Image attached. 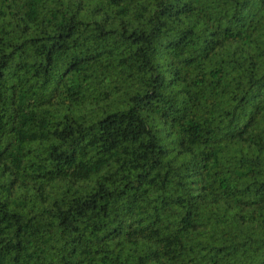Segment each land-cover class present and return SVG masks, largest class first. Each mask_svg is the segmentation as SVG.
<instances>
[{"label": "trees", "instance_id": "1", "mask_svg": "<svg viewBox=\"0 0 264 264\" xmlns=\"http://www.w3.org/2000/svg\"><path fill=\"white\" fill-rule=\"evenodd\" d=\"M0 264H264V0H0Z\"/></svg>", "mask_w": 264, "mask_h": 264}]
</instances>
